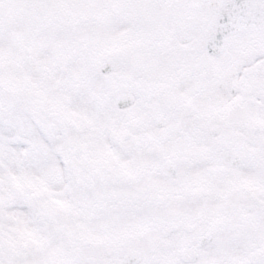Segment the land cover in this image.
Segmentation results:
<instances>
[{
    "label": "snow or ice",
    "instance_id": "snow-or-ice-1",
    "mask_svg": "<svg viewBox=\"0 0 264 264\" xmlns=\"http://www.w3.org/2000/svg\"><path fill=\"white\" fill-rule=\"evenodd\" d=\"M0 264H264V0H0Z\"/></svg>",
    "mask_w": 264,
    "mask_h": 264
}]
</instances>
